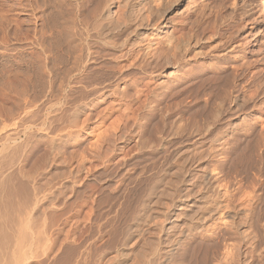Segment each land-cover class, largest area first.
Here are the masks:
<instances>
[{
  "label": "rangeland",
  "instance_id": "1",
  "mask_svg": "<svg viewBox=\"0 0 264 264\" xmlns=\"http://www.w3.org/2000/svg\"><path fill=\"white\" fill-rule=\"evenodd\" d=\"M44 1L43 0H29V1L0 0V19L3 18V20L1 19L2 21H0L1 22L0 23V69H1L0 75L2 73L7 74L8 72L12 71L13 68L12 64H14L15 62H19L18 59H20V55L18 54L17 48L20 44L26 46V50L24 54L25 59H27L26 61L35 58L37 56L36 52L42 50L43 48L42 46L44 45L41 44L43 42V38H42L41 30H39L40 31L39 32L38 29H43L45 25L44 22L48 21V18L52 16H56L58 14V11L61 9L59 6V4L61 5V2L59 0H57L59 2H57L56 0H51L53 4L51 3L50 0L48 1L46 0L45 2ZM188 1L189 0H187L186 2L185 0L184 3H186L187 5ZM193 1H195L196 3ZM193 1L190 0V4H189L191 6L193 5L192 7L190 6L192 9L196 8L199 14L200 10L202 11L201 6L203 5L204 7L203 12L204 11L206 12V13L204 12L205 15L204 17L202 12H201L202 15L197 14L199 16V20L202 22V23L200 22L201 24L199 23L200 28L199 27L197 28L199 29L200 38L203 37L207 38L209 34V30L216 27L218 28L220 33L223 32L222 33L223 39L225 40L226 43L225 46L224 44L220 46V43H218L220 42V38L218 37V35L217 37L214 36V38L211 36L212 39L210 40H209L210 37L209 35L207 39L209 41L207 42V46L211 47L215 45L214 47H216L217 45L216 48L214 47L213 48L214 49L219 48V49L214 51L211 48V51L213 53L212 54L210 53L211 51H209L210 50L209 47H208L209 48L208 51H206L207 47H204L206 53L208 52L207 55H209L210 53L209 55L210 57L208 56L206 65L208 64L207 66L210 65L212 66V63L215 62L214 66H212L214 67V70L217 72L225 71L223 72V74L224 73L226 74L225 78L226 79L229 78L228 80H226L228 83H224L223 81L224 83L223 86L225 87L221 86V89L225 88L226 90V88H228V86L231 85L227 89L228 90L227 92L230 91L231 92V93L229 92L230 94L233 93L232 95L227 94L228 98L231 97L229 99H227L225 94L223 95V98L224 96L226 98L225 101L226 102L228 101L227 103L224 102L225 103L224 105L226 106L223 107L220 106L222 100L219 101V99L221 98L219 99L214 98L213 106L215 107L216 104L218 105H216L217 106L215 107L216 109L213 107V110L215 109L213 111L214 116H211L213 118L209 119V121L211 120L210 122L212 125L210 124L209 121H208L209 123L208 122L204 123V121H203L204 124L201 123L204 128H207L209 126L208 124H210L209 127L212 126L214 128L213 134L210 136V138L198 139L195 136H193V134L191 133V131L194 129V128L192 129V126L197 127L196 124L198 123L194 125V122L196 121H194L193 119H192L194 121L193 123L192 121H190L191 120V118L189 117L191 113L190 111L197 112L198 109L201 110V106H203L204 102L206 101L207 98L206 95L205 96L200 95L197 98L187 97L186 98L187 100H185L186 102L184 101V105L187 107L186 109L187 114L179 113L180 111L178 110V105H175L176 103H179V100L171 99L172 101L170 100V102L172 105L169 107L171 109H169L167 103L170 105V102L168 101L163 102L164 100H162V97L161 98L159 97L157 99L158 96H156L152 101L153 106L157 104L155 110H158L157 111L158 113H156L155 111L151 112L150 111L151 106L149 107L145 106L148 102L146 101L145 97H143L141 101H143L144 99L147 102L146 103L144 101L146 104L139 101H137L134 104L135 108H138V105L140 103L142 104L141 106L139 105L140 107L139 109H137L139 115L140 114L145 115L149 118L152 113L156 115L163 114L164 115L163 117L165 118L164 119L160 115L163 121L161 122V118L159 119L158 117L159 115H157L155 116L156 117L155 120L154 121L152 120L149 123L146 122L148 121V119L146 118L142 119V117L139 116L141 121L144 122L145 125L147 126L146 127L144 125L143 127L144 128L149 127L151 129V124H152V126L154 125L156 126V127L154 126L155 127L154 129L152 127V130H155L157 127H159L162 124V127H160L161 130L160 129H159L160 131H157L158 129L155 130L156 131L155 133L158 132V135L156 134L157 136L155 135L154 138L150 139L149 148L147 147V148L139 149L138 147L137 148L134 147L132 150H129L127 153L123 152L117 155L115 154L113 155L114 157L112 158H108V159L105 158L106 160L97 159L96 157L94 159L93 154L98 149L97 145L99 146V148L101 147V151L102 149L104 151L106 150L107 146L106 144H103L104 142L101 141L102 137L100 138L99 135H103L104 133L102 132L106 128H110V130L113 129L112 127L115 125L112 124L113 126L111 127L110 123H112L115 120V118L118 117V112H120L121 114L122 110L124 109V106L120 103V100L118 99L116 100L113 97H109L108 99H106V101L101 102V105L98 107L100 111H103V109L105 108L104 112L106 114L109 112L108 111L109 107L116 108L113 114L111 115L109 113H108L109 115L107 114L108 117L106 116L105 113L102 114L103 112L102 113L99 112V114H102L104 117H107L106 118L107 120L101 118L102 115H99L97 113L99 110H97L95 112L97 114L93 115L88 122H86L83 125H80L81 127L80 126L75 128L68 127L70 130L67 128L66 124H64L66 123L64 121L54 122L53 128L47 131L35 126L31 130H28V132L25 134L22 132L24 126L19 127V129L21 128L20 130L21 135L20 138L17 140L18 143H14L13 147L12 146L9 147V145H7L8 147L6 146V149L4 148L3 151L0 152V160H1L0 170H2L0 171L2 173V175H0V186H1L0 187V191H1L0 192V233H1L0 236L3 237V238L0 237L1 240L0 251L2 250L0 254L1 264H12V263L13 264H192L191 262H189L188 259H186V257L183 254L187 249L190 248H196V249L198 248L199 250L198 249L197 250L200 251V253H204L206 251L210 252L208 258L210 261L206 260L208 262L207 264L209 263L226 264L227 262H228L227 264H264V187H263L264 186V172H263L264 171V59L263 62L259 63L260 59L262 61V58L264 56L263 55L264 41L261 52L258 51L253 56L251 54L245 53L244 47L240 46L239 48L235 43L236 46L234 45L235 46L234 48L232 45H230V42H228L230 39L239 40V38L242 35L246 34L247 32H250L254 27L256 28L255 30H258L260 20H259V16H257L258 15L257 4L255 0H217V1L198 0V2L197 0H193ZM26 2L28 5L26 4ZM205 2H207V4ZM150 3L151 5L153 3V6L158 5V2L155 1L154 4L153 0H150ZM53 5L55 8L53 7ZM38 6L42 8H39ZM54 9L55 10L58 9V11L56 12ZM50 11H51L50 14L52 15L49 14ZM222 12L224 16L221 15ZM47 13L49 14V16L47 15ZM200 15L202 17H200ZM221 16L223 17L221 18ZM205 17H207L208 19ZM224 17L226 21L224 20ZM43 20L44 22H42ZM17 24L19 25L17 26ZM21 25L23 27H21ZM212 25L215 27H213ZM201 26L203 28H201ZM262 28L260 29V31H261V35L264 36L263 35L264 27ZM231 34H233V36H231ZM39 37L41 40L39 39ZM234 37L237 39H235ZM226 39H228L227 42ZM46 42L47 40H45V44L47 45L48 42L47 43ZM218 45L220 47H218ZM231 46L233 48H231ZM10 48L11 49L14 48L13 49L14 51L11 50ZM229 48H231V51H233V53L230 51ZM232 49H234L235 51ZM33 51L36 52L34 53ZM216 51H222L221 54L224 52L223 53L224 55L222 54L223 56L222 59L214 55L217 54L215 53ZM258 55L259 56L261 55L262 57L260 56L259 60L255 62V59L257 58L256 56ZM247 58L248 59L252 58L254 60V63L257 64L251 65L252 62L250 63L249 62L250 60H248ZM244 59L245 61L247 59L246 62H249L248 64L250 65L248 66L250 67L246 66L247 65L246 62L243 63ZM10 64L12 65L11 67ZM215 66L217 68L219 67L218 68L219 70ZM9 68L10 70H8ZM5 69H7V71ZM2 70H5L6 73H4L5 71L3 72ZM46 71L47 72L45 74L49 72L48 75L44 76L46 77L47 80L45 79V81H43L44 80L43 79L40 83H38L39 87L37 86V89L39 91L42 89L45 91V93L43 92L44 94L40 93L39 95H34L33 89L31 90V92L29 91V93L23 92L22 93L23 97L22 95H20L19 97L21 99L18 98L16 100L19 101L18 103H16L15 99L13 100V98L11 99L10 97L8 99L6 98V101H4L5 99L1 98L0 96V112H2L0 113V122H1L0 133H6L7 131H8L7 133H12L13 131L15 132L17 126H14V122L16 120H19L20 119L19 117L23 116V114H26V111L44 110L42 111L44 113L47 107L52 106V108L50 109L51 113L49 114L50 120L51 119L55 120L57 117H58L57 119H59L60 115L61 117H63L66 114L67 111L66 109L68 107L63 98L50 97L49 99V92L51 90L50 82L52 77L54 76L53 72L55 74V71L49 68H47ZM237 71H239L241 75ZM170 72L172 71L171 70L167 71V74H169ZM235 72L238 73V75ZM162 82H164V77L158 75L156 80H152L150 82V88L153 86L151 90L153 89L158 90L155 91L157 93H159V91L161 92L163 88ZM174 82H172V84L177 83V81ZM225 84L226 85L230 84V85L226 87ZM235 84L236 87H234ZM57 85L59 86L60 82H58ZM124 85L125 84L123 82H120L119 85L115 86V88L122 89ZM0 87H1V80H0ZM181 87L182 85L179 88ZM21 88L22 86H20V89ZM235 90L237 92H235ZM235 97H238L237 105L244 107V108L241 107V110H239L240 107H238L239 109L237 108V110L233 111V106L235 105V102H229V101L232 98L234 99ZM157 100L161 105L157 103L158 102ZM196 100L199 101L196 102ZM113 102H114V106L111 105L113 104ZM13 103L15 104V107ZM248 103L250 104L247 105ZM49 104H53V105H49ZM237 105L234 106V109L237 107ZM157 106L158 107L160 106L161 109L158 108ZM118 107L120 108L119 110L117 109ZM175 107L177 109H175ZM219 107L220 109L217 110V108ZM221 107L223 108L224 112L222 111ZM231 107L233 112L231 111ZM167 110H170V112ZM216 110L220 115V117L218 118H217L218 116L217 114H216L217 116H215ZM225 110H227V112ZM1 114H3V116H1ZM170 114H173V116H171ZM13 115L16 120L13 119ZM168 116L170 119L168 118ZM84 117L85 116H81L79 119L83 120ZM157 118L160 122L157 120ZM199 120L200 119L197 118L198 122ZM212 120L214 121V123H212L213 122ZM156 121L159 124H157ZM200 122L198 125H201ZM213 124L215 125L216 128L214 127ZM5 125L6 126L9 125V126H7L5 129H1L3 126L5 127ZM183 125L185 126L184 130L180 129V127L184 128ZM177 126H179V128ZM143 127H141L140 129H142ZM1 130L3 132H1ZM70 131H72L71 137L69 135ZM190 133L192 135H190ZM159 135L162 136L159 137ZM210 139H213V141ZM200 140H202V143ZM221 140H225V144H224L225 146L219 144ZM137 141H138V137H135L132 143L130 144V146L128 147H131ZM99 142L102 143L101 144L102 146H100ZM2 143L3 142L0 141V148H3ZM18 146L21 148L19 149ZM87 149L88 151L90 150L89 153ZM196 150L198 151L202 150L203 152L202 154H206V152H208L207 153L208 156L211 155L209 160H206L203 163L198 162L197 164L199 166L196 163H195L196 165L195 164L191 165L192 167L188 165L189 172L188 174H186L187 178L189 176L190 177L193 176L194 180L196 181L199 187L205 184L204 182L208 181V189L206 188L205 191L202 190V192L205 193L206 197L205 199H203L204 200L202 201L203 203L197 202L196 205L203 206L205 204L204 205L205 207L208 206L207 203H209L212 197L215 194H219L220 192L219 200H224L225 198H229V201L232 204L231 206L235 205L234 209L232 207L230 208L234 210L233 213H237L239 215L238 218L236 217H234V219L232 217L230 218V216L233 214L232 212H228L227 214L225 213V215L224 214L220 215L219 213L214 215V219H210L205 223H199L194 229H192V223L190 222L193 221V217H195V215L197 214L194 211L197 210V207L190 206L192 203H194L193 202L194 199H192L191 202L186 201L185 203L176 201L177 206L174 208L172 207V210L170 208L169 211L167 210L168 208L166 204H162L158 207H155L154 205L152 206V204L151 205L148 204L155 196L153 193L152 195L151 192L157 191L159 189L165 190L164 192L172 190V187L170 186L171 185L170 182H174L172 180H175L176 179L175 177L178 174H173L174 176L173 175L171 176V174H169L168 171L171 169L172 171H175L174 173H176V169H178V165L184 163L183 161L184 157L181 158V156H179L178 154L181 151H184V155L190 154L191 157H193L194 159L195 157L194 155H196ZM57 151L59 154L57 153ZM104 151H102V153L105 154ZM142 152H144L145 154ZM3 153L4 156L2 155ZM84 156L86 159L82 158ZM90 160L93 161L91 162ZM88 168L90 169L88 170ZM254 182L256 183V185H254L255 184ZM184 188L185 185L180 187L181 193H179V196L185 193V191H182V189ZM10 189L12 192L9 191ZM6 200L7 202L10 203H7ZM164 201L166 203L169 200L167 198L166 199L163 198L162 202ZM188 203L191 204L187 205ZM244 205L246 206V208ZM3 207H6L7 209ZM9 214L11 217L9 216ZM228 214L229 216H226ZM145 216L148 217L150 216V217L145 218ZM8 217L10 219H8ZM28 218L30 221H28ZM247 219L248 221H246ZM25 223L27 224L26 227H25L26 225ZM171 223H174L177 226L176 227L177 229L175 228L176 230L174 229V231L175 232L177 231L176 234H178L179 236V237L177 236V238L180 240L181 243L178 245L179 246L178 249H176L174 252L173 251L171 252L169 247H165V245L162 243V239L165 234L164 228L169 227ZM229 223H231L232 225ZM22 225L24 227H22ZM24 228H26L25 231L28 232V235L24 231ZM222 233L224 235L226 234V238L227 237L228 238L224 239L223 236L221 237L220 235H223ZM194 234H196V236L195 238L192 239ZM12 241L14 242V244ZM215 243L217 244L215 245ZM11 247L12 250H8L11 249ZM3 249L7 251L5 252V254L7 253L6 257H4L5 254L3 253L4 252ZM9 251L11 253V257H9L10 255L7 256L8 254H10L8 253ZM226 254L228 258H226ZM20 257H22V259ZM10 258L12 261H10ZM9 261L11 263H9ZM18 261L20 263H18Z\"/></svg>",
  "mask_w": 264,
  "mask_h": 264
},
{
  "label": "bare ground",
  "instance_id": "2",
  "mask_svg": "<svg viewBox=\"0 0 264 264\" xmlns=\"http://www.w3.org/2000/svg\"><path fill=\"white\" fill-rule=\"evenodd\" d=\"M29 1V0H28ZM44 1V0H43ZM46 1V0H45ZM44 1V2H45ZM48 1V0H47ZM51 1V0H50ZM57 1V0H56ZM61 2L60 10L58 11V14L56 16H52L48 18V21L44 20V27L41 30L43 42L41 43L43 46L42 50H39L37 53V56L35 54V58H32L29 61H26L24 54L26 50V46L20 44L17 48L18 54L20 55L19 62H15L12 68V71L8 72L7 74H1L0 80H1V87H0V96L1 98L8 99L9 97L15 101L20 98L19 96L22 95L23 92L29 93L33 89L34 95H39L40 93H45V91L38 90L37 86L38 83H40L43 79L45 81L47 71V68L55 71V74L53 72V77L50 82L51 90L49 92V99L50 97H60L63 98L67 105V111L66 114L59 119L50 120L49 114L51 113V107H47L44 110H33V111H26V114H23V116L19 117V120H16L13 115V119L16 120L14 122V126L16 127V131L13 133H0V141L3 142L2 146L3 148H0V152L3 151V149H6V146L9 145V147H13L14 143H18L17 140L20 138V130L19 127L24 126V129L22 132L25 134L28 132V130H31L33 127H39L40 129L44 130H50L54 126V122H60L64 121L66 123L67 128H75L80 125L85 124L90 120V118L95 115L99 114V112H103L104 110L100 111L98 107L101 105V102L106 101L109 97H113L114 99L120 100V103L124 106V109L122 110L121 114L118 112V117L115 118V120L110 123L111 127L114 124L110 130V128H106L102 133L103 135H99V137H102V140L106 144L107 148L102 153L101 147L97 145L98 149L93 154L94 159L95 157L97 159H105V158H112L113 155H117L120 153H127L129 150H132L134 147H138L139 149L143 148H149L150 146V139L154 138V136L160 131V127H162V124L157 127L155 130H152L156 127L152 126L151 129L144 128L145 125L144 122L141 121L140 117L142 119H148L146 122H151L152 120H155V116L159 114H151V116L148 118L145 115H139L137 112V109L142 105L141 103L138 105V108H135L134 104L139 101L145 103L146 107L151 106L150 111L156 112L158 110L156 109V105H152V101L156 96L157 99L162 97L163 102H170L171 99H177L179 100V103H176L175 105H178L179 113L185 114L187 112V107L184 105V101L187 100L186 98H193V97H199L200 95H206V101L204 102V105L201 106V110L196 111H190L189 117L191 118L190 121L192 123L194 121V125L196 123L204 124L205 122H208L209 119L213 118L211 116H214V110L217 107L216 104L215 107L214 104V98H221L219 101L222 100V103L220 106H226L224 105L227 99L231 98L227 96L230 93L227 92L228 88L231 86L230 84H225L226 87L228 85V88L221 89V86L224 85V83H228L225 77L226 74L223 72H217L214 70V63H212V66H207V58L212 53L211 48L215 51L218 49H214L217 47L214 46H207V42L212 39L211 36L214 38V36L220 38V46L224 44L225 46V40L223 39V32L220 33L218 28H212L209 30V34L207 38H200V33L198 27L200 28L199 23L201 22L199 20V14L201 12L203 13V5H199L202 7V11L200 10L199 14L196 10V8H191L192 6L190 4V0L188 1L187 5L185 0H153L154 4L155 1L158 2L157 6H153V3L151 5L150 0H59ZM57 1V2H59ZM193 1V0H192ZM217 1V0H216ZM257 4L258 9V15L259 16V27L258 30H255L254 27L250 32H247L246 34L242 35L239 40L230 39L228 42H230V45H232L234 48L237 45L239 48L240 46L244 47L245 53L251 54L252 56L255 55L258 51L261 52V49L263 48V41L264 36L261 35L260 29L264 27V0H255ZM54 2V1H53ZM187 2V0H186ZM195 2V1H193ZM198 2V0H197ZM222 2V1H221ZM254 2V1H253ZM48 3V2H46ZM52 3V1H51ZM196 3V2H195ZM207 4V2H205ZM23 4V3H22ZM27 4V2H26ZM45 4V3H43ZM53 4V3H52ZM194 4V3H193ZM202 4V3H201ZM204 4V3H203ZM25 5V4H24ZM28 5V4H27ZM56 5V4H55ZM205 5V4H204ZM220 5V4H219ZM37 6V5H36ZM47 6V4H46ZM52 6V5H50ZM49 6V7H50ZM58 6V5H57ZM191 6V7H190ZM23 7V6H22ZM39 8H42L38 6ZM54 7V5H53ZM52 7V8H53ZM197 7V6H195ZM211 7V6H210ZM221 7V6H220ZM228 7V6H227ZM38 8V9H39ZM51 8V10H52ZM55 8V7H54ZM223 8V7H222ZM225 8V7H224ZM201 9V8H200ZM206 9V8H205ZM209 9V8H208ZM256 9V10H257ZM42 10V9H41ZM45 11V10H44ZM43 11V12H44ZM47 11V10H46ZM33 12V11H32ZM215 12V11H214ZM229 12V11H228ZM51 11L49 12V14ZM53 13V12H52ZM206 13V12H205ZM212 13V12H211ZM220 13V10H219ZM47 13V15L49 16ZM55 14V13H54ZM198 14V15H197ZM233 14V13H232ZM33 15V14H32ZM52 15V14H50ZM202 15V14H201ZM200 15V17H202ZM212 15V14H211ZM220 15V14H219ZM223 15V12L221 13ZM42 16V15H41ZM209 16V14H208ZM224 16V15H223ZM221 16V18L223 17ZM226 16V15H225ZM217 17V16H216ZM45 18V17H44ZM43 18V19H44ZM207 18V17H205ZM213 18V17H212ZM3 20V18H1ZM0 19V21H2ZM47 19V17H46ZM201 19V18H200ZM208 19V18H207ZM223 20V19H222ZM225 20V17H224ZM228 20V19H227ZM20 21V20H19ZM212 21V20H211ZM226 21V20H225ZM1 23V22H0ZM202 23V22H201ZM200 23V24H201ZM22 24V23H21ZM209 24V23H208ZM8 25V24H7ZM19 24H17L18 26ZM203 25V24H202ZM215 25V24H214ZM21 27H23L21 25ZM41 27V26H40ZM42 28V27H41ZM201 28H203L201 26ZM205 28V27H204ZM17 29V28H16ZM19 29V28H18ZM21 29V28H20ZM25 29V28H24ZM229 29V28H227ZM263 29V28H262ZM22 30V29H21ZM26 31V30H25ZM29 31V30H28ZM208 31V30H206ZM20 32V30H19ZM23 32V31H22ZM40 32V31H39ZM38 32V33H39ZM236 32V31H235ZM264 32V31H263ZM25 33V32H24ZM23 33V34H24ZM28 33V32H27ZM22 34V36H23ZM234 34V33H233ZM231 34V36H233ZM239 34V33H238ZM263 34V33H262ZM28 35V34H27ZM204 35V34H203ZM207 35V34H206ZM264 35V34H263ZM33 36V35H32ZM39 36V35H38ZM41 36V35H40ZM230 36V35H229ZM228 36V39H229ZM235 36V35H234ZM35 37V36H34ZM202 37V36H201ZM236 37V36H235ZM234 37V38H235ZM23 38V37H22ZM28 38V37H27ZM227 38V37H226ZM19 39V37H18ZM26 39V38H24ZM40 39V37H39ZM226 39V42L227 40ZM237 39V38H235ZM21 40V39H20ZM35 40V39H33ZM41 40V39H40ZM45 40H47L48 44H45ZM7 41V40H6ZM214 41V40H213ZM5 42V41H3ZM11 42V41H10ZM32 42V41H30ZM41 42V41H40ZM46 42V43H47ZM211 42V41H210ZM215 42V41H214ZM27 43V42H26ZM35 43V42H33ZM236 43V45H235ZM240 43V44H237ZM32 44V43H31ZM38 44V42H37ZM17 45V44H16ZM28 45V44H27ZM46 45V46H45ZM235 45V46H234ZM13 46V45H12ZM15 46V45H14ZM218 45V47H220ZM231 46V48H233ZM6 47V46H5ZM4 47V48H5ZM204 47H207L206 51H211L208 54L204 50ZM209 47V48H208ZM214 47V48H213ZM31 48V47H30ZM231 48L230 51H231ZM6 49V48H5ZM8 49V48H7ZM11 49V48H10ZM12 48L11 50H13ZM28 49V48H27ZM34 49V48H33ZM41 49V48H40ZM264 49V48H263ZM16 50V48H15ZM37 50V49H36ZM221 50V49H220ZM234 50V49H232ZM9 51V50H6ZM14 51V50H13ZM32 51V49H31ZM30 51V52H31ZM235 51V50H234ZM34 52V51H33ZM34 52V53H35ZM222 51H216L214 54L216 57H220L222 59ZM226 52V51H225ZM229 52V51H228ZM233 53V51H231ZM241 52V51H240ZM7 53V52H5ZM32 53V52H31ZM30 53V54H31ZM33 54V53H32ZM213 54V53H212ZM237 54V53H236ZM235 54V55H236ZM241 54V53H240ZM259 54V53H258ZM15 55V54H14ZM17 55V53H16ZM224 55V54H223ZM264 55V54H263ZM11 56V55H10ZM238 56V55H237ZM241 56V55H240ZM259 56V55H258ZM255 59V62H257L260 58V56ZM13 57V56H12ZM210 57V56H209ZM262 57V56H261ZM3 58V57H2ZM9 58V55H8ZM214 58V57H213ZM225 58V56H224ZM212 59V58H211ZM235 59V58H234ZM248 59V58H247ZM246 59V61H247ZM264 56L262 58V61L260 59V62H263ZM14 60V59H12ZM218 60V59H217ZM250 60L249 62L253 64L254 60ZM253 60V61H252ZM214 61V60H213ZM229 61V60H228ZM226 61V62H228ZM245 63V59L243 60ZM249 62H246V66L250 65ZM10 64V67L12 66ZM217 64V62H216ZM241 64V63H240ZM224 65V64H223ZM229 65V64H228ZM227 65V66H228ZM232 65V64H231ZM239 65V64H238ZM245 65V64H242ZM241 65V66H242ZM190 66V67H189ZM189 67V68H188ZM216 67V66H215ZM250 67V66H248ZM2 68V67H1ZM217 68V67H216ZM215 68V69H216ZM219 68V67H218ZM217 68V69H218ZM223 68V67H222ZM262 68V67H261ZM3 69V68H2ZM250 69V68H249ZM1 70V69H0ZM7 71V69H5ZM5 70H2L3 72ZM10 70V68L8 69ZM171 70L169 74H167V71ZM219 70V69H218ZM221 70V69H220ZM229 70V69H228ZM239 70V68H238ZM254 70V69H253ZM256 70V69H255ZM262 70V69H261ZM6 71L4 73H6ZM245 71V70H244ZM252 71V70H251ZM239 73V71H237ZM241 72V71H240ZM248 72V71H247ZM256 72V71H255ZM236 73V72H235ZM238 73H236L238 75ZM252 73V72H251ZM254 73V72H253ZM45 74V75H44ZM228 74V73H227ZM235 74V76H236ZM240 74V73H239ZM161 75L164 77L163 88L162 91L159 93L155 92L158 90H151L150 88V82L152 80H156L157 76ZM241 75V74H240ZM243 75V74H242ZM247 75V74H246ZM241 78V77H240ZM47 80V79H46ZM173 80V81H172ZM177 81L176 84H172V82ZM224 81V83H223ZM226 81V82H225ZM60 82V85L58 86L57 83ZM120 82H123L125 85L122 89L115 88V86L119 85ZM161 82V81H160ZM175 83V82H174ZM42 84V83H41ZM159 84V83H158ZM57 85V87H56ZM182 85L181 88H179ZM20 86L22 88L20 89ZM24 86V88H23ZM44 86V85H43ZM39 87V86H38ZM162 87V86H161ZM225 87V86H223ZM236 87V84L235 86ZM29 88V90H28ZM41 89V87H40ZM46 89V88H45ZM161 89V88H160ZM221 89V90H220ZM236 89V88H235ZM242 89V88H241ZM48 90V89H47ZM234 91V90H233ZM235 92H237L235 90ZM234 92V93H235ZM239 92V91H238ZM241 92V91H240ZM24 93V94H25ZM43 93V94H44ZM32 94V93H31ZM32 94V95H33ZM225 94L224 98L223 95ZM233 94V93H232ZM230 94V95H232ZM239 94V93H238ZM235 95V94H234ZM246 95V94H244ZM26 96V95H25ZM24 96V97H25ZM45 96V95H44ZM48 96V95H47ZM192 96V97H191ZM236 96V95H235ZM23 97V95H22ZM145 97L146 101L142 98ZM248 97V96H247ZM37 98V97H36ZM203 98V97H201ZM2 99V100H3ZM21 99V98H20ZM25 99V98H24ZM22 99V100H24ZM53 99V98H52ZM205 99V98H204ZM244 99V97H243ZM10 100V99H9ZM21 100V101H22ZM26 100V99H25ZM54 100V99H53ZM58 100V99H57ZM110 100V99H109ZM108 100V101H109ZM149 100V101H148ZM195 100V99H193ZM247 100V99H246ZM8 101V100H7ZM12 101V100H11ZM14 101V102H15ZM20 101V102H21ZM145 101V102H144ZM156 101V100H155ZM154 101V102H155ZM158 101V100H157ZM161 101V100H160ZM172 101V100H171ZM190 101V100H189ZM188 101V102H189ZM199 101V100H198ZM196 100V102H198ZM238 97L232 98L229 102H235V105H237ZM19 101H16L18 103ZM138 102V103H139ZM162 102V101H161ZM175 102V101H174ZM186 102V101H185ZM228 102V101H227ZM226 102V103H227ZM244 102V101H243ZM22 103V102H21ZM31 103V102H30ZM29 103V104H30ZM112 103V102H111ZM159 103V101L157 102ZM2 104V103H1ZM14 104V103H13ZM20 104V103H19ZM45 104V103H44ZM104 104V103H103ZM108 104V103H107ZM160 104V103H159ZM191 104V103H190ZM248 103L247 105H249ZM18 105V104H16ZM21 105V104H20ZM19 105V106H20ZM53 105V104H49ZM48 105V106H49ZM114 106L113 104H111ZM161 105V104H160ZM167 103L168 108L171 106ZM173 105V106H175ZM246 105V106H247ZM2 106V105H1ZM16 106V107H19ZM22 106V105H21ZM28 106V105H27ZM35 106V105H34ZM59 106V105H58ZM62 106V105H61ZM164 106V105H163ZM166 106V104H165ZM164 106V107H165ZM230 106V105H229ZM233 111L237 110L238 107H240L239 110H241V107L238 106ZM6 107V106H5ZM15 107V104H14ZM104 107V105H103ZM109 107V106H108ZM137 107V105H136ZM145 107V108H146ZM158 107V106H157ZM163 107V108H164ZM186 107V108H185ZM213 107L215 108L213 110ZM221 107V108H222ZM2 108V107H1ZM31 108V107H30ZM65 108V106H64ZM107 108V107H106ZM160 108V106L158 107ZM157 108V109H158ZM167 108V109H168ZM174 108V107H173ZM172 108V110H173ZM189 108V107H188ZM194 108V107H193ZM199 108V107H198ZM227 108V107H226ZM244 108V107H243ZM242 108V109H243ZM4 109V108H3ZM2 109V111H3ZM7 109V108H6ZM27 109V108H26ZM25 109V110H26ZM59 109V108H57ZM62 109V107H61ZM108 109V108H107ZM120 109L119 107L117 108ZM141 109V108H140ZM149 109V108H148ZM147 109V110H148ZM161 109V108H160ZM171 109V108H169ZM175 109H177L175 107ZM197 109V108H196ZM195 109V110H196ZM220 109L217 108V110ZM225 109V108H224ZM8 110V109H7ZM23 110V109H22ZM24 110V111H25ZM97 110H99L97 113H95ZM116 108L109 107L108 113L111 115L113 112H115ZM165 110V109H164ZM177 110V111H178ZM191 110V109H190ZM194 110V109H193ZM216 110L215 116L220 117L218 111ZM107 111V110H106ZM163 111V110H162ZM166 111V110H165ZM170 112V110H167ZM223 111V108H222ZM227 112V110H225ZM232 111V107H231ZM232 111V112H233ZM54 112V111H53ZM172 112V111H171ZM224 112V111H223ZM2 113V112H0ZM12 113V111H11ZM43 113V114H42ZM107 113V114H108ZM178 113V112H177ZM221 113V112H220ZM230 113V112H229ZM6 114V113H5ZM17 114V113H16ZM22 114V113H21ZM99 114V115H102ZM106 114V113H105ZM106 114V116H107ZM108 114V115H109ZM120 114V115H119ZM168 114V113H167ZM166 114V115H167ZM174 114V113H173ZM173 114H170L173 116ZM187 114V113H186ZM217 114V115H216ZM232 114V113H231ZM10 115V113H9ZM26 115V116H25ZM138 115V116H137ZM161 115V114H160ZM158 116L159 119L161 116ZM181 115V114H180ZM222 115V114H221ZM3 116V114H1ZM6 116V115H5ZM8 116V113H7ZM19 116V115H18ZM59 116V115H58ZM81 116H85L83 120H80L79 118ZM140 116V117H139ZM149 116V115H148ZM12 117V116H11ZM65 117V118H64ZM108 117V116H107ZM102 115L101 118H104V120L107 118ZM110 117V116H109ZM112 117V116H111ZM178 117V116H177ZM180 117V116H179ZM184 117V116H183ZM188 117V116H187ZM246 117V116H245ZM5 118V117H3ZM52 118V117H51ZM164 118V117H163ZM169 118V116H168ZM197 118L200 119L199 122L197 121ZM18 119V118H17ZM165 119V118H164ZM163 119V120H164ZM170 119V118H169ZM176 119V117H175ZM179 119V118H178ZM183 119V118H182ZM188 119V118H187ZM194 121H193V120ZM215 119V118H214ZM107 120V119H106ZM158 120V118H157ZM185 120V119H184ZM244 120V119H243ZM159 121V120H158ZM166 121V120H165ZM164 121V123H165ZM204 121V123H203ZM211 121V120H210ZM209 121V122H210ZM213 121V120H212ZM160 122V121H159ZM161 122L162 118H161ZM168 122V121H167ZM208 122V123H209ZM216 122V120H215ZM1 123V122H0ZM63 123V122H62ZM102 123V122H101ZM154 123V122H152ZM157 123V121H156ZM154 123V124H156ZM169 123V122H168ZM174 123V122H173ZM177 123V122H176ZM182 123V122H181ZM185 123V122H184ZM214 123V121L212 122ZM8 124V123H7ZM13 124V123H12ZM59 124V123H58ZM159 124V123H157ZM190 124V123H189ZM197 125V127L192 126L191 133L193 136H195L198 139H205L210 138V136L213 134L214 128L209 126L207 128H204L203 125ZM223 124V123H222ZM103 125V124H102ZM109 125V124H108ZM166 125V124H165ZM170 125V124H169ZM178 125V124H177ZM182 125V124H181ZM185 125V124H184ZM183 125V126H184ZM207 125V124H205ZM212 125V124H211ZM214 125V124H213ZM9 126V125H7ZM3 126L1 129H5L7 127ZM13 126V125H12ZM59 126V125H58ZM57 126V127H58ZM65 126V125H64ZM146 126V125H145ZM149 126V124H148ZM164 126V125H163ZM167 126V125H166ZM180 126V125H179ZM179 126H177L179 128ZM251 126V125H250ZM81 127V126H80ZM106 127V126H105ZM110 127V126H109ZM143 127L142 129H140ZM147 127V126H146ZM191 127V126H190ZM206 127V126H205ZM215 127V125H214ZM233 127V126H232ZM23 128V127H22ZM56 128V127H55ZM59 128V127H58ZM61 128V127H60ZM63 128V127H62ZM66 128V127H65ZM68 128V129H69ZM216 128V127H215ZM221 128V127H220ZM19 129V131H18ZM109 129V130H107ZM160 129V130H159ZM180 129L184 130V128ZM188 129V128H187ZM70 130V129H69ZM172 130V129H171ZM179 130V129H178ZM177 130V131H178ZM5 131V130H4ZM37 131V130H36ZM59 131V130H57ZM67 131V130H66ZM186 131V130H185ZM1 132H3L1 130ZM11 132V131H10ZM31 132V131H30ZM33 132V131H32ZM43 132V131H42ZM49 132V131H48ZM172 132V131H171ZM176 132V131H175ZM190 132V131H189ZM101 133V134H102ZM164 133V132H163ZM190 133V135H192ZM72 131L69 132V135L71 137ZM174 134V133H173ZM172 134V135H173ZM52 135V134H51ZM156 135V136H157ZM32 136V135H31ZM162 136V135H161ZM159 135V137H161ZM176 136V135H175ZM192 136V137H193ZM28 137V136H27ZM30 137V136H29ZM135 137H138V141L134 143L131 147L130 144L134 140ZM172 137V136H171ZM181 137V136H180ZM225 137V136H224ZM52 138V137H51ZM99 138V139H100ZM165 138V137H163ZM167 138V137H166ZM242 138V137H241ZM27 139V138H26ZM50 139V138H49ZM54 139V138H53ZM66 139V138H65ZM98 139V140H99ZM157 139V138H156ZM155 139V140H156ZM169 139V138H168ZM70 140V138H69ZM97 140V141H98ZM197 140V139H196ZM213 141V139H210ZM226 140V139H225ZM225 140H221L219 142L220 145L225 144ZM27 141V140H26ZM31 141V139H30ZM48 141V140H47ZM53 141V140H52ZM58 141V140H57ZM198 141V140H197ZM202 143V140H200ZM199 141V142H200ZM218 141V140H217ZM242 141V140H241ZM245 141V139H244ZM46 142V141H45ZM50 142V141H49ZM96 142V141H95ZM94 142V143H95ZM155 142V141H154ZM159 142V141H158ZM173 142V141H172ZM209 142V141H208ZM215 142V141H214ZM213 142V144H214ZM22 143V142H21ZM48 143V142H47ZM61 143V142H60ZM100 143V142H99ZM211 143V142H210ZM235 143V142H234ZM247 143V142H246ZM67 144V143H66ZM102 143H100V146ZM95 145V144H94ZM152 145V144H151ZM193 145V144H192ZM246 145V144H245ZM1 146V147H2ZM26 146V145H25ZM40 146V145H39ZM63 146V145H62ZM61 146V147H62ZM202 146V145H199ZM225 146V145H224ZM247 146V145H246ZM8 147V146H7ZM19 147V146H18ZM51 147V146H50ZM91 147V146H90ZM95 147V146H93ZM96 147V148H97ZM152 147V146H151ZM171 147V146H170ZM195 147V146H194ZM193 147V148H194ZM209 147V146H208ZM222 147V146H221ZM251 147V146H250ZM21 147H19L20 149ZM49 148V147H48ZM167 148V147H166ZM225 148V147H224ZM247 148V147H246ZM11 149V148H10ZM14 149V148H13ZM16 149V146H15ZM25 149V148H24ZM56 149V148H55ZM89 149V148H88ZM87 149V151H88ZM211 149V148H210ZM209 149V150H210ZM235 149V148H234ZM163 150V149H162ZM166 150V149H165ZM186 150V149H185ZM184 150V151H185ZM188 150V149H187ZM208 150V151H209ZM212 150V149H211ZM215 150V149H214ZM213 150V151H214ZM246 150V149H245ZM249 150V149H248ZM22 151V150H21ZM90 151V150H89ZM88 151V153H89ZM134 151V150H133ZM137 151V150H136ZM140 151V150H139ZM178 151V150H177ZM184 151H181L178 155L184 157V163L178 165V169L175 171H172L171 169L168 171L171 176L173 174L176 175V179L172 180L174 182L171 183L172 190L164 192L165 190H157L153 193L155 196L148 204H152L155 207H158L162 204H166L167 210L169 211L170 208L172 210V207H176V201L185 203L191 202L192 199H194V203H188L187 205L191 204L190 206L197 207V210H194L195 217H193L192 223V229H194L199 223H205L209 221L210 219H214V215L219 214L222 215L228 212H232V208L234 209V206H231V202L229 201V198H225L224 200L220 199V192L219 194H215L212 199L207 203L208 206H197V202H202L205 199V193L202 192V190L208 189V181L204 182L202 186H198L196 181L194 180L193 176L186 177V174L189 172L188 165L197 164L198 162L203 163L206 160H209L210 156H208V152L206 154H202V150L198 151L196 150V155L191 157L190 154L184 155ZM198 151V152H197ZM206 151V150H205ZM225 151V149H224ZM255 151V150H254ZM14 152V151H13ZM12 152V153H13ZM241 152V151H240ZM246 152V151H245ZM5 153V152H4ZM4 153L2 154L4 156ZM10 153V152H9ZM58 153V151H57ZM85 153V152H84ZM131 153V152H130ZM144 153V152H142ZM141 153V154H142ZM191 153V152H190ZM217 153V152H216ZM222 153V152H221ZM254 153V152H253ZM258 153V152H257ZM256 153V154H257ZM262 153V152H261ZM59 154V153H58ZM145 154V153H144ZM167 154V153H166ZM212 154V153H211ZM227 154V153H226ZM241 154V153H240ZM18 155V154H17ZM126 155V154H124ZM193 155V153H192ZM219 155V154H218ZM239 155V154H237ZM16 156V155H15ZM47 156V155H46ZM54 156V155H53ZM52 156V157H53ZM89 156V155H88ZM104 156V157H103ZM136 156V154H135ZM217 156V155H216ZM7 157V156H6ZM13 157V156H12ZM142 157V156H141ZM170 157V156H169ZM241 157V155H240ZM257 157V156H256ZM11 158V157H10ZM82 158H85L82 157ZM135 158V157H134ZM146 158V157H145ZM173 158V157H172ZM180 158V157H179ZM6 159V158H5ZM29 159V158H28ZM86 159V158H85ZM93 159V158H92ZM114 159V158H113ZM125 159V158H124ZM178 159V158H177ZM248 159V157H247ZM8 160V159H7ZM5 160V161H7ZM88 160V159H87ZM106 160V159H105ZM243 160V159H242ZM263 160V159H262ZM1 161V160H0ZM45 161V160H44ZM47 161V160H46ZM86 161V160H85ZM91 161V160H90ZM89 161V162H90ZM93 161V160H92ZM91 161V162H92ZM110 161V159H109ZM112 161V160H111ZM193 161V162H192ZM48 162V161H47ZM87 162V161H86ZM103 162V161H101ZM107 162V161H106ZM255 162V161H254ZM3 163V162H2ZM6 163V162H5ZM156 163V162H155ZM179 163V162H178ZM177 163V164H178ZM256 163V162H255ZM260 163V162H259ZM106 164V163H105ZM125 164V163H124ZM132 164V163H131ZM175 164V165H177ZM195 164V165H196ZM254 164V163H253ZM127 165V164H126ZM158 165V164H157ZM174 165V164H173ZM198 165V164H197ZM202 165V164H201ZM247 165V164H246ZM199 166V165H198ZM160 167V165H159ZM192 167V166H191ZM239 167V166H238ZM170 168V167H169ZM244 168V167H243ZM3 169V167H2ZM84 169V168H83ZM90 168H88L89 170ZM192 169V168H191ZM198 169V168H197ZM216 169V168H215ZM178 170V171H177ZM206 170V169H205ZM234 170V169H233ZM248 170V169H247ZM254 170V169H253ZM259 170V168H258ZM2 171V170H0ZM31 171V170H30ZM212 171V170H211ZM229 171V170H228ZM239 171V170H238ZM245 171V170H244ZM165 172V171H164ZM163 172V173H164ZM167 172V171H166ZM225 172V171H224ZM264 172V171H263ZM158 173V171H157ZM228 174V173H227ZM226 174V175H227ZM0 175L2 173L0 172ZM29 175V174H28ZM168 175V174H167ZM190 175V174H189ZM164 176V175H163ZM174 176V175H173ZM254 176V175H253ZM9 177V176H8ZM7 177V178H8ZM219 177V175H218ZM248 177V176H245ZM15 178V175H14ZM173 178V177H172ZM223 178V177H222ZM253 178V177H252ZM160 179V178H159ZM168 179V178H167ZM219 179V178H218ZM217 179V180H218ZM3 180V179H2ZM1 180V181H2ZM169 180V179H168ZM247 180V179H246ZM16 181V180H15ZM167 181V180H166ZM205 181V180H204ZM245 182V181H244ZM12 183V182H11ZM36 183V182H35ZM157 183V182H156ZM169 183V184H170ZM250 183V182H249ZM255 183V182H254ZM4 184V183H3ZM2 184V185H3ZM34 184V183H33ZM155 184V183H154ZM261 184V183H259ZM10 185V184H9ZM185 185V188L182 189V191H185L183 195L179 196L180 187ZM256 185V183L254 184ZM4 186V185H3ZM12 186V185H11ZM224 186V184H223ZM228 186V185H227ZM245 186V185H244ZM251 186V185H250ZM261 186V185H260ZM1 187V186H0ZM166 187V186H165ZM199 187V188H197ZM252 187V186H251ZM264 187V186H263ZM3 188V187H2ZM10 188V187H9ZM13 188V187H12ZM11 188V189H12ZM15 188V187H14ZM160 188V187H159ZM164 188V187H163ZM167 188V187H166ZM202 188V189H201ZM243 188V187H242ZM253 188V187H252ZM257 188V186H256ZM11 189L9 191H11ZM2 190V189H1ZM7 190V189H6ZM151 190V189H150ZM246 190V189H245ZM244 190V191H245ZM241 191V190H240ZM248 191V190H247ZM250 191V190H249ZM252 191V190H251ZM1 192V191H0ZM12 192V191H11ZM14 192V191H13ZM231 193V192H230ZM246 193V192H245ZM2 194V193H1ZM12 194V193H10ZM152 194V195H153ZM227 194V193H225ZM224 194V195H225ZM250 194V192H249ZM248 195V192H247ZM230 196V195H229ZM246 196V194H245ZM252 196V195H251ZM2 197V196H1ZM178 197V198H177ZM168 199L169 201L165 203L162 202V199ZM248 198V196H247ZM246 198V199H247ZM231 199V198H230ZM243 199V197H242ZM251 199V198H250ZM9 201V200H8ZM250 201V200H249ZM7 202V200H6ZM3 203V202H1ZM10 203V202H7ZM32 203V202H31ZM36 203V202H35ZM203 203V202H202ZM251 203V202H250ZM254 203V202H253ZM34 204V203H33ZM211 204V206H210ZM235 204V203H234ZM247 204V203H246ZM9 205V204H8ZM31 205V204H30ZM29 205V206H30ZM249 205V204H248ZM4 206V205H3ZM27 206V205H26ZM145 206V205H144ZM165 206V205H164ZM165 206V207H166ZM245 206V205H244ZM7 207V206H6ZM3 207V208H6ZM163 207V206H162ZM232 207V208H230ZM27 208V207H26ZM241 208V207H240ZM246 208V206H245ZM244 208V209H245ZM2 209V208H1ZM7 209V208H6ZM25 209V208H24ZM32 209V208H31ZM153 209V208H152ZM250 209V208H249ZM143 210V209H142ZM145 210V209H144ZM148 210V209H147ZM151 210V208H150ZM158 210V209H157ZM246 210V209H245ZM24 211V210H23ZM159 211V210H158ZM199 211V213H198ZM240 211V210H239ZM249 211V210H248ZM4 212V211H3ZM10 212V211H9ZM26 212V211H25ZM166 212V210H165ZM7 213V212H6ZM11 213V212H10ZM169 213V212H167ZM194 213V214H195ZM258 213V212H257ZM2 214V212H1ZM154 214V213H153ZM244 214V213H243ZM24 215V214H23ZM22 215V216H23ZM261 215V214H260ZM259 215V216H260ZM6 216V215H5ZM10 216V214H9ZM194 216V215H193ZM226 216H229L226 215ZM247 216V215H246ZM252 216V215H251ZM258 216V217H259ZM11 217V216H10ZM27 217V216H26ZM29 217V216H28ZM148 216H145V218ZM150 217V216H149ZM148 217V218H149ZM166 217V216H165ZM189 217V216H188ZM236 217L238 218L239 215L237 213H233L230 218ZM2 218V215H1ZM13 218V217H12ZM20 218V217H19ZM158 218V217H156ZM154 218V219H156ZM192 218V217H191ZM261 218V217H260ZM8 219H10L8 217ZM25 219V217H24ZM160 219V218H158ZM246 219V218H244ZM14 220V219H13ZM153 220V219H152ZM231 220V219H230ZM243 220V219H242ZM2 221V220H1ZM8 221V220H7ZM11 221V220H10ZM21 221V220H20ZM28 221L29 218H28ZM147 221V220H146ZM245 221V220H244ZM248 221V219L246 220ZM255 221V220H254ZM15 222V221H14ZM19 222V221H18ZM150 222V221H149ZM242 222V221H241ZM253 222V221H252ZM22 223V222H21ZM24 223V221H23ZM27 223V221H26ZM25 223V224H26ZM244 223V222H243ZM248 223V222H246ZM257 223V222H256ZM259 223V222H258ZM2 224V223H1ZM14 224V223H13ZM24 224V225H25ZM134 224V223H133ZM231 224V223H229ZM234 224V223H233ZM5 225V224H4ZM11 225V224H10ZM18 225V224H17ZM29 225V224H28ZM190 225V224H189ZM232 225V224H231ZM7 226V225H6ZM15 226V225H14ZM27 224L25 225V227ZM2 227V226H1ZM22 227H24L22 225ZM137 227V226H136ZM177 226L174 223H171L169 227H165V234L162 239V243L165 245V247H169L171 252L178 249V245L181 244L180 240L177 238L178 234L177 231L175 232L174 229ZM243 227V226H242ZM8 228V227H7ZM10 228V226H9ZM26 228H24L25 231ZM177 229V228H176ZM175 229V230H176ZM191 229V228H190ZM9 230V229H8ZM13 230V229H12ZM3 231V230H2ZM7 231V229H6ZM136 231V230H135ZM134 231V232H135ZM192 231V230H190ZM9 232V231H8ZM14 232V231H13ZM26 232V231H25ZM201 232V230H200ZM226 232V231H225ZM20 233V232H19ZM23 233V232H22ZM28 235V232H26ZM133 233V232H132ZM1 234V233H0ZM12 234V233H11ZM25 234V233H24ZM204 234V233H203ZM202 234V235H203ZM223 234V233H222ZM3 235V234H2ZM5 235V234H4ZM8 235V234H7ZM15 235V234H14ZM26 235V236H27ZM20 236V234H19ZM18 236V237H19ZM196 234L192 237L195 238ZM223 238H226V234L220 235ZM225 236V237H224ZM1 237V236H0ZM9 237V236H8ZM7 237V238H8ZM11 237V236H10ZM179 237V236H178ZM3 238V237H1ZM6 238V237H5ZM23 238V237H22ZM25 238V237H24ZM177 238V239H176ZM228 238V237H227ZM226 238V239H227ZM250 238V237H249ZM262 238V237H261ZM9 239V238H8ZM7 239V240H8ZM14 239V238H13ZM20 239V238H19ZM28 239V238H26ZM10 240V239H9ZM12 240V239H11ZM253 240V239H252ZM1 241V240H0ZM6 241V240H5ZM3 242V241H2ZM13 242V241H12ZM248 242V241H247ZM1 243V242H0ZM8 243V242H7ZM3 244V243H2ZM10 244V243H9ZM14 244V242H13ZM160 244V243H159ZM217 243H215L216 245ZM6 245V244H4ZM3 245V246H4ZM220 245V244H219ZM218 245V246H219ZM209 246V245H208ZM6 247V246H5ZM4 247V249H5ZM214 247V246H213ZM217 247V246H216ZM230 247V246H229ZM8 248V246H7ZM6 248V249H7ZM10 248V247H9ZM206 248V247H205ZM1 249V248H0ZM3 249V253L7 252ZM191 249V250H190ZM185 249L184 256L186 259L189 260L192 264H207L208 262L206 260H209V253L208 251L204 253H200L196 248H190ZM209 249V247H208ZM8 250H12L8 249ZM168 250V249H167ZM169 250V251H170ZM197 250V251H196ZM231 250V249H230ZM229 250V252H230ZM2 251V250H1ZM0 251V254H1ZM210 251V250H209ZM232 251V250H231ZM12 252V251H11ZM121 252V251H120ZM168 252V251H167ZM201 254H199V253ZM202 252V251H201ZM10 253V251L8 252ZM123 253V251H122ZM228 253V252H227ZM7 254V253H6ZM6 254L4 257H6ZM125 254V253H124ZM230 254V253H229ZM232 254V253H231ZM10 255V256H9ZM14 255V253H13ZM1 256V255H0ZM7 256L11 257V253ZM2 258V257H1ZM8 258V257H7ZM22 259V257H20ZM226 258L227 254H226ZM15 259V258H13ZM20 259V260H21ZM205 259V260H204ZM8 260V259H7ZM221 260V259H220ZM225 260V259H224ZM10 261L11 258H10ZM9 261V263H11ZM206 261V262H205ZM210 261V260H209ZM2 262V261H1ZM205 262V263H204ZM219 262V261H218ZM223 262V260H222ZM225 262V261H224ZM227 262V261H226ZM18 263H20L18 261ZM221 263V261H220ZM228 263V262H227ZM226 263V264H227ZM1 264V263H0ZM13 264V263H12ZM210 264V263H209ZM212 264V263H211Z\"/></svg>",
  "mask_w": 264,
  "mask_h": 264
}]
</instances>
